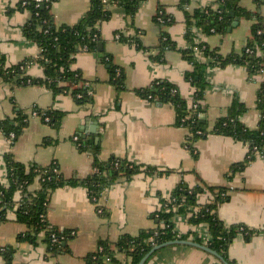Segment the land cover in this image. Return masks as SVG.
<instances>
[{"label": "crops", "instance_id": "1", "mask_svg": "<svg viewBox=\"0 0 264 264\" xmlns=\"http://www.w3.org/2000/svg\"><path fill=\"white\" fill-rule=\"evenodd\" d=\"M26 0H0V51L8 67L38 57L37 44L28 40L24 27L31 19L28 10L19 9ZM217 0H189L188 10L207 7ZM180 0H149L141 5L134 19L127 17L119 6L110 7L109 21L100 26L103 48L99 53L81 51L75 56L74 70L80 71L91 86L93 102L79 104L70 94L55 95L44 86L17 87L0 78V120L14 119L20 111L30 116L32 109H53L63 112L59 128L41 118H29L17 141L12 144L0 133V185H7L4 157L12 154L17 162L42 167L56 163L65 179L83 180L93 173L95 147L100 144L99 159L111 158L140 166L130 179L120 177L101 195L99 205L108 210L102 217L82 186L64 187L53 192L47 219L50 224L71 230L69 251L49 252L46 236L41 233L36 245L19 241L27 233L25 225L16 222L9 213L8 221L0 223V249L13 251L12 264H89L87 257L96 253L101 241L117 243L124 236L139 237L143 230L155 231V215L161 210V198H170L178 186L225 188L229 199L219 207V217L228 227L242 225L253 232L250 239L238 233L229 248V257L236 264H264V159L255 158L246 169L229 179L234 164L245 161L249 148L224 135H209L198 140L193 154L186 147L189 130L176 123V114L169 103L152 102L136 91L165 81L178 86L185 99H191L193 88L185 81L192 70L181 51L189 48L186 41V15L179 7ZM242 7L257 11L254 0H240ZM160 6L166 8L175 24L167 31L177 45L168 51L163 63L155 62L158 55L161 28L154 18ZM91 8L90 0H52L51 12L57 26L79 24ZM264 14V6L262 7ZM11 12V13H10ZM252 22L243 20L225 36L205 35L196 29L197 42L205 43L221 54L241 53L250 35ZM120 36L138 40L143 49ZM111 63L124 74L125 89L118 91L111 83ZM202 62L206 59L198 54ZM31 78H41L44 69L34 63L27 69ZM263 76H252L245 67L229 65L226 68H206V113L212 131L218 119L225 116L236 98L247 107L240 121L256 130L260 113L256 109L258 91ZM90 143L81 150L74 137ZM35 182L30 191H37ZM19 196H17L18 200ZM215 195L205 191L198 197L199 205L213 202ZM191 215H177L173 219L180 235L195 234L202 245L211 239L205 224L194 226ZM117 259L130 264L131 259L116 252ZM0 264H6L0 255ZM146 264H222L214 256L187 245L167 246L153 254Z\"/></svg>", "mask_w": 264, "mask_h": 264}, {"label": "trees", "instance_id": "2", "mask_svg": "<svg viewBox=\"0 0 264 264\" xmlns=\"http://www.w3.org/2000/svg\"><path fill=\"white\" fill-rule=\"evenodd\" d=\"M149 0H90L91 8L84 19L74 26H57L51 12L52 0L37 3L36 0H26L19 4V9L28 10L31 19L24 27L28 40L39 47L40 53L35 59H28L15 66L8 67L6 59L0 51V78L6 83L17 87L44 86L55 95L70 94L77 103L88 104L93 102L91 86L83 79L82 74L72 67L75 56L81 51L99 53V44L102 42L100 26L110 20V7L123 8L130 19H134L141 5ZM258 10L253 12L241 6L240 0H217L213 4L188 10L189 0H180L179 7L186 15L185 38L189 48L182 50L183 59L192 67L185 74V81L193 88L191 99H185L178 86L156 81L151 86L137 90L138 96L152 102L169 103L176 114V123L189 130L186 147L194 154L195 143L209 135H224L248 146L249 151L245 161L234 164L229 171V179L237 173L243 172L248 164L257 158L255 150L264 154V78L258 91L256 109L260 113V122L256 130L248 129L240 117L247 112V107L236 98L225 116L217 120L212 131H209L208 122H204L206 113V68H226L229 65L245 67L252 76L259 75L264 70V14L262 7L264 0H254ZM11 13V12H10ZM248 20L252 22L250 35L241 53L221 54L219 49H212L205 43L197 42L199 29L205 35H227L235 22ZM154 21L161 28L158 55L155 62L163 63L168 51H176L177 45L170 37L167 29L176 23L175 19L167 14L166 8L160 6ZM122 41H131L139 49H143L138 40H129L120 36ZM202 53L205 61L198 59ZM103 62L110 64V83L118 90L125 89L122 70L111 63L109 57ZM37 63L44 69L41 78H31L27 75L30 65ZM37 112L43 121L48 117V125L59 128L63 112L53 109H32ZM31 112V113H32ZM31 117L25 111H20L16 118L0 120V133L9 137L15 135L14 144L29 123ZM79 137L77 145L81 150L89 149L90 143ZM100 144L95 147L93 173L83 179H65L56 163L42 167L39 165L27 166L17 162L12 154L4 157L7 185H0V223L8 221L9 213L15 214L16 222L27 227L26 234L19 237L21 242L36 245L41 233L46 236L49 252L58 253L69 251L68 241L73 238L71 230H61L49 223L47 213L50 198L53 192L64 187L82 186L87 189L90 201L102 217H108L109 212L99 205L102 193L120 177L130 179L140 171V166L131 162L111 158L107 162L99 159ZM39 182L37 191H30V187ZM205 191L215 195L213 202L199 205L198 197ZM225 188L198 187L188 189L183 184L177 187L170 198H161V210L155 215L158 228L155 231L143 230L139 237L122 236L117 243L101 241L96 253L87 257L89 264H123L116 257L121 252L131 259L130 264H139L140 261L156 246L176 241L188 240L189 235H180L173 224L177 215H191L189 222L194 226L207 225L211 237L208 247L221 255L229 264H236L229 257V248L236 235L244 228L250 239L253 232L242 225L226 226L220 219L219 207L229 199ZM17 196H19L17 200ZM57 237V242L53 241ZM194 240L201 243V238L195 234ZM13 251L9 248L0 249V255L6 264L13 263Z\"/></svg>", "mask_w": 264, "mask_h": 264}, {"label": "water", "instance_id": "3", "mask_svg": "<svg viewBox=\"0 0 264 264\" xmlns=\"http://www.w3.org/2000/svg\"><path fill=\"white\" fill-rule=\"evenodd\" d=\"M239 25V22H235L232 26V28L230 29V31L237 27ZM100 47L103 48V45L100 44ZM187 245V246H192L195 248H198L200 250H203L204 252H207L208 254L214 256L215 258H217L219 261L222 262V264H229L227 261H225V259L219 255L216 251L212 250L210 247L206 246V245H202V244H198L196 242L193 241H189V240H176V241H171V242H167L161 245H158L156 247H154L141 261L139 264H146L147 261L149 260V258L155 254L156 252H158L159 250L167 247V246H171V245Z\"/></svg>", "mask_w": 264, "mask_h": 264}, {"label": "built area", "instance_id": "4", "mask_svg": "<svg viewBox=\"0 0 264 264\" xmlns=\"http://www.w3.org/2000/svg\"><path fill=\"white\" fill-rule=\"evenodd\" d=\"M43 1H44V0H36L37 3H42ZM23 4L25 5L26 2L24 1ZM259 75L264 77V70H262L261 73H260ZM256 76H258V75H256ZM31 117L38 118V117H39V114H38L37 112H32V113H31ZM49 121H50V119H49L48 117H45L44 122H45V123H48ZM7 138H8V140L12 143V140L15 138V135H14V134H11V135H10L9 137H7ZM78 141H79V137H78V136H75V137H74V142L77 143ZM78 146H80V145H78ZM255 154L257 155L258 158H262V159H264V154L260 153L257 149L255 150ZM240 231H241V233L247 234L246 232H244V231H245L244 228H242ZM72 235H73V232H72ZM52 238H53V241H54V242H57V237H56V236H53Z\"/></svg>", "mask_w": 264, "mask_h": 264}]
</instances>
